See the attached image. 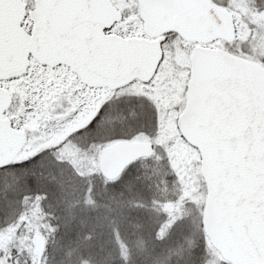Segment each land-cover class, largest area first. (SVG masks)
I'll use <instances>...</instances> for the list:
<instances>
[{
  "label": "snow or ice",
  "instance_id": "obj_1",
  "mask_svg": "<svg viewBox=\"0 0 264 264\" xmlns=\"http://www.w3.org/2000/svg\"><path fill=\"white\" fill-rule=\"evenodd\" d=\"M0 264H264V0H0Z\"/></svg>",
  "mask_w": 264,
  "mask_h": 264
}]
</instances>
